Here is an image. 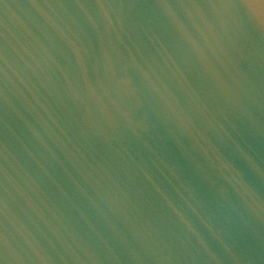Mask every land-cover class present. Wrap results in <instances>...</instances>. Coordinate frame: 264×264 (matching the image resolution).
<instances>
[{
  "label": "water",
  "instance_id": "water-1",
  "mask_svg": "<svg viewBox=\"0 0 264 264\" xmlns=\"http://www.w3.org/2000/svg\"><path fill=\"white\" fill-rule=\"evenodd\" d=\"M0 264H264V0H0Z\"/></svg>",
  "mask_w": 264,
  "mask_h": 264
}]
</instances>
